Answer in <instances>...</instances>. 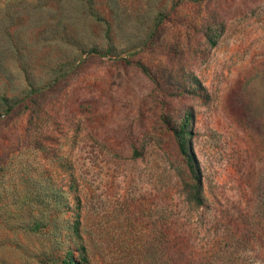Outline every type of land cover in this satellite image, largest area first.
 Wrapping results in <instances>:
<instances>
[{
  "label": "rangeland",
  "instance_id": "rangeland-1",
  "mask_svg": "<svg viewBox=\"0 0 264 264\" xmlns=\"http://www.w3.org/2000/svg\"><path fill=\"white\" fill-rule=\"evenodd\" d=\"M0 264H264V0H0Z\"/></svg>",
  "mask_w": 264,
  "mask_h": 264
}]
</instances>
